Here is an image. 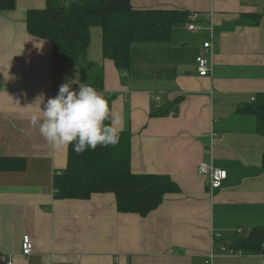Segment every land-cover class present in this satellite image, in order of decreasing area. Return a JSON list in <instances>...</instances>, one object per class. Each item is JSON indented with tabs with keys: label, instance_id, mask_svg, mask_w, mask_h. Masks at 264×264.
<instances>
[{
	"label": "crops",
	"instance_id": "0c3cea01",
	"mask_svg": "<svg viewBox=\"0 0 264 264\" xmlns=\"http://www.w3.org/2000/svg\"><path fill=\"white\" fill-rule=\"evenodd\" d=\"M44 2L16 0L0 11V153L26 159L22 171H0V264H204L209 255L211 264H261L264 249L246 253L230 244L264 226V136L254 115L237 112L264 94V0H130L139 10L196 13L200 28L188 30L186 19L166 42L133 44L125 72L102 58L101 30L91 28L79 63L103 70L101 93L131 134L132 172L166 174L178 186L146 216L118 212L110 193L53 196L67 149L40 136L28 106L41 93L53 97L69 78L87 80L68 59L52 56L49 40L28 33L27 11ZM210 26L211 71L201 77L194 58ZM168 104L172 116L161 114ZM200 162L226 171L220 188L208 189ZM24 234L33 242L28 257L21 255Z\"/></svg>",
	"mask_w": 264,
	"mask_h": 264
},
{
	"label": "trees",
	"instance_id": "16d2710c",
	"mask_svg": "<svg viewBox=\"0 0 264 264\" xmlns=\"http://www.w3.org/2000/svg\"><path fill=\"white\" fill-rule=\"evenodd\" d=\"M15 1L0 0V11L14 9ZM186 19L187 13L182 11L135 9L130 0H45L43 8L27 11L26 28L30 35L49 40L54 58L68 59L87 82L102 92L101 67L91 62L79 63L90 46L92 27L101 30L102 58L112 60L119 71L125 72L131 67L133 44L166 42L174 24ZM169 106L172 104L164 106L162 115L175 114L168 111ZM237 112L254 115L256 132L264 136V94H257ZM25 167L24 157L0 153V171H22ZM261 167L264 169V153ZM52 188L56 200H87L92 194L110 193L114 195L118 212L141 216L159 207L165 194L178 190L175 181L166 174L132 172L128 130L120 133L116 146H97L94 151L77 154L69 145L66 165L53 175ZM230 247L246 253L263 251L264 226H254L248 234L236 235Z\"/></svg>",
	"mask_w": 264,
	"mask_h": 264
},
{
	"label": "clouds",
	"instance_id": "9594fccd",
	"mask_svg": "<svg viewBox=\"0 0 264 264\" xmlns=\"http://www.w3.org/2000/svg\"><path fill=\"white\" fill-rule=\"evenodd\" d=\"M28 108L30 124L56 149L72 145L75 153L82 154L97 146H116L123 131L122 113L110 106L105 94L89 82L80 83L78 77L62 83L54 97L45 100L41 93Z\"/></svg>",
	"mask_w": 264,
	"mask_h": 264
},
{
	"label": "built area",
	"instance_id": "2783aa9c",
	"mask_svg": "<svg viewBox=\"0 0 264 264\" xmlns=\"http://www.w3.org/2000/svg\"><path fill=\"white\" fill-rule=\"evenodd\" d=\"M196 22L197 14L191 13L186 22L188 30L195 31L197 29ZM214 37V29L212 26H210L208 30V38L206 41L203 42L202 45L203 52L197 54L194 58L196 72L201 77L208 76L211 71L210 62L209 59L206 57V54L212 53V49L214 46ZM56 95L57 93H53L52 96L54 97ZM172 115L174 114L171 113L170 116ZM197 171L199 174L208 176L207 187L209 190H215L220 188L223 181L227 178V173L224 169L204 162H200L198 164ZM238 232H240V230H238ZM219 236L220 235L218 233L213 234V241L214 239H218ZM221 250L225 251V248L221 247ZM32 252V239L28 234H24L21 239V255H23L24 257H28L32 254ZM211 257L212 255L207 256L204 260V264H211ZM261 264H264V256L261 260Z\"/></svg>",
	"mask_w": 264,
	"mask_h": 264
},
{
	"label": "rangeland",
	"instance_id": "374dc122",
	"mask_svg": "<svg viewBox=\"0 0 264 264\" xmlns=\"http://www.w3.org/2000/svg\"><path fill=\"white\" fill-rule=\"evenodd\" d=\"M188 17H189V16H187V19H188ZM186 22H187V21H186ZM196 26H197V25H196ZM185 27L187 28L186 23H185ZM199 28H200V27L197 26V29H196V30H198ZM187 29H188V28H187ZM95 30H96V31H100L99 28H95V27H94V28L92 29V32L94 33ZM196 30H195V31H196ZM92 36H93V40H94V35H92ZM202 45H203V43H202ZM86 54H87V53H86ZM82 60H83V58H82ZM214 242H215V239H214Z\"/></svg>",
	"mask_w": 264,
	"mask_h": 264
}]
</instances>
